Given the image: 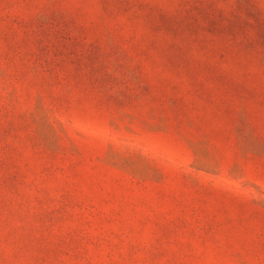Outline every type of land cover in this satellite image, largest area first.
I'll return each instance as SVG.
<instances>
[{
  "label": "rangeland",
  "instance_id": "1",
  "mask_svg": "<svg viewBox=\"0 0 264 264\" xmlns=\"http://www.w3.org/2000/svg\"><path fill=\"white\" fill-rule=\"evenodd\" d=\"M0 264H264V0H0Z\"/></svg>",
  "mask_w": 264,
  "mask_h": 264
}]
</instances>
